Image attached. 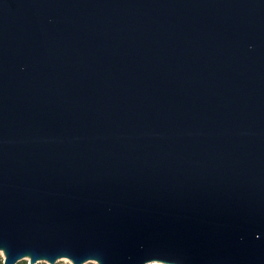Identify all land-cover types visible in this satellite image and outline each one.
Listing matches in <instances>:
<instances>
[{"label":"water","instance_id":"1","mask_svg":"<svg viewBox=\"0 0 264 264\" xmlns=\"http://www.w3.org/2000/svg\"><path fill=\"white\" fill-rule=\"evenodd\" d=\"M4 264H264V0H0Z\"/></svg>","mask_w":264,"mask_h":264},{"label":"rangeland","instance_id":"2","mask_svg":"<svg viewBox=\"0 0 264 264\" xmlns=\"http://www.w3.org/2000/svg\"><path fill=\"white\" fill-rule=\"evenodd\" d=\"M0 261H2V264H4V254H3V252H0ZM27 261H28V264H31L29 258L27 259ZM59 261H62V262H64V263H70V264H72L71 261H70L68 258H63V259H61V260H59ZM40 262H44V263H46V264H50L49 262L44 261V260H42V261H40ZM86 263H90V264H98L97 261H95V260H91V261H88V262H86Z\"/></svg>","mask_w":264,"mask_h":264},{"label":"trees","instance_id":"3","mask_svg":"<svg viewBox=\"0 0 264 264\" xmlns=\"http://www.w3.org/2000/svg\"><path fill=\"white\" fill-rule=\"evenodd\" d=\"M0 264H2V261H0ZM16 264H28V261H27V259H21ZM35 264H46V263H44V262H37ZM55 264H70V263H64L62 261H57ZM85 264H90V263H85Z\"/></svg>","mask_w":264,"mask_h":264},{"label":"bare ground","instance_id":"4","mask_svg":"<svg viewBox=\"0 0 264 264\" xmlns=\"http://www.w3.org/2000/svg\"><path fill=\"white\" fill-rule=\"evenodd\" d=\"M146 264H175V263H167V262H163V261H159V260H150V261L146 262Z\"/></svg>","mask_w":264,"mask_h":264}]
</instances>
